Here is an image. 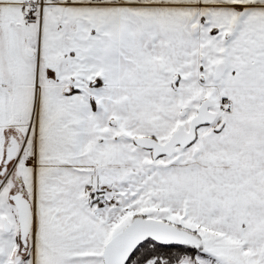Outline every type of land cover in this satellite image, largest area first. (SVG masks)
<instances>
[{"label":"snow or ice","instance_id":"1","mask_svg":"<svg viewBox=\"0 0 264 264\" xmlns=\"http://www.w3.org/2000/svg\"><path fill=\"white\" fill-rule=\"evenodd\" d=\"M0 264H264V0H0Z\"/></svg>","mask_w":264,"mask_h":264}]
</instances>
